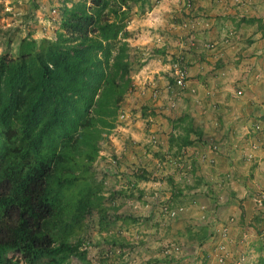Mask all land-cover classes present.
I'll return each instance as SVG.
<instances>
[{"label": "rangeland", "instance_id": "374dc122", "mask_svg": "<svg viewBox=\"0 0 264 264\" xmlns=\"http://www.w3.org/2000/svg\"><path fill=\"white\" fill-rule=\"evenodd\" d=\"M78 1L0 0V53L15 52L19 39L27 34L55 38L62 8ZM160 1L129 2L133 90L120 104L114 129L100 141L93 164L96 181L104 185V204L115 207L101 230L96 211L85 216L82 249L92 264H264V204L252 200L254 194L264 192V107L259 106L264 98V57L225 58L229 72L244 68L248 83L241 84L243 88L229 78L228 88L214 96L207 90L183 95L175 87L166 89L163 83L171 77V64L187 65L183 54L191 51L193 40L187 32L195 28V21L183 12L175 15L172 8V17L152 14ZM192 2L185 0L183 5ZM248 3L231 0L229 7ZM259 22H254L255 29ZM146 31L150 39L139 40ZM239 37L235 33L226 43L236 53L248 46L246 33ZM144 59L169 65L156 72L152 68L151 77H137ZM183 113L196 120L191 123L198 134L190 133L193 143L174 155L169 139L182 132L173 120ZM252 143L256 148H251ZM121 190L126 194L113 201L110 195ZM110 234L120 241L125 238L129 247H111ZM68 264L81 263L71 256Z\"/></svg>", "mask_w": 264, "mask_h": 264}, {"label": "trees", "instance_id": "16d2710c", "mask_svg": "<svg viewBox=\"0 0 264 264\" xmlns=\"http://www.w3.org/2000/svg\"><path fill=\"white\" fill-rule=\"evenodd\" d=\"M130 1L79 0L62 8L55 38L27 34L15 52L0 53V264H68L71 256L92 264L82 249L85 216L96 211L101 230L114 206L104 204L93 164L133 90ZM190 119L175 120L174 155L198 134ZM110 236L111 247H129Z\"/></svg>", "mask_w": 264, "mask_h": 264}, {"label": "crops", "instance_id": "0c3cea01", "mask_svg": "<svg viewBox=\"0 0 264 264\" xmlns=\"http://www.w3.org/2000/svg\"><path fill=\"white\" fill-rule=\"evenodd\" d=\"M184 1L185 0H161L160 5L152 11V14H160V17H172L170 16L171 14H169V9L171 10L172 8V11L175 12V15H181V12H183L187 18L195 21V28L188 30L187 32L190 39L193 40L191 51L185 52V54H183L190 77L189 85L196 87L199 92L207 90V92L211 94L210 96H214L215 93L228 88L226 87V84L228 82L227 79L229 78H235V84L239 86L238 88H243L244 86L242 87L241 84L245 85L248 83V81L245 79V75L247 74L243 72L244 68L237 70L233 69L232 72H229L230 65L227 64L228 59L225 60V58H227L228 55H234L236 58L241 59V57L247 55V57H251L250 59L254 61L255 58H259L261 56L264 57V43L262 46L260 43L264 42V19L261 20L260 18L261 14H264V0H253L255 2L254 4L249 0H245L246 2H249L250 5L248 3L245 4L244 7L240 8L236 4L235 9L229 7L231 0H193L192 6L186 4L188 7L190 6L189 11L188 7L183 5ZM239 9L244 14L239 13ZM176 10L178 11L177 14ZM245 12L247 14H245ZM152 14L149 16H152ZM241 17L251 18L255 21L258 19L260 22L257 24L255 29V23L246 24L240 22ZM180 22L177 24L178 26L180 25ZM249 29H251L250 32H248ZM235 33L237 37H239L240 34L243 35L245 33L247 36L245 41L248 46L246 49H242L238 53H236L235 50L231 51L228 45H226L230 39H234ZM138 39L147 41V39H150V33L147 31L143 32L141 37ZM202 43L203 45H200ZM162 47V49H164L165 46ZM165 56H167V54H165ZM241 60L244 61V58ZM143 61L145 63L137 72L138 75L134 73V75L137 77L140 75L147 78L151 77L152 68H154V72H156L159 69H167V66L169 65L165 62L158 63V60L156 59H147V61L144 59ZM166 61H168V58ZM233 73L237 74L234 76ZM254 73L255 69L252 68V78ZM152 76H154V74ZM169 81L170 78L168 77L166 82L163 84L168 85ZM182 92H184L183 95L189 94L188 88ZM262 95L264 97V93H262ZM263 102L264 98L261 99L259 105L262 108L264 107L261 105ZM190 120L195 124V119L191 118ZM173 123L176 124L174 120ZM132 128L133 127H130L128 129L125 127L122 129L129 131L131 134H138L137 131H134ZM180 128L181 127L178 126V129ZM261 155L263 154L261 153Z\"/></svg>", "mask_w": 264, "mask_h": 264}, {"label": "built area", "instance_id": "2783aa9c", "mask_svg": "<svg viewBox=\"0 0 264 264\" xmlns=\"http://www.w3.org/2000/svg\"><path fill=\"white\" fill-rule=\"evenodd\" d=\"M171 77L174 80V84L175 87L177 89H182L185 88L188 85V72H187V68L185 67V65L183 66L181 63L179 62H175L171 64ZM191 92H195L196 89L195 88H191L190 89ZM237 94H241V90L237 91ZM159 95V91L154 92V96L158 97ZM256 129H260V126L257 125ZM251 148H256V145L253 144L251 145ZM252 200L258 205L261 206L264 204V192H260V193H256L252 196Z\"/></svg>", "mask_w": 264, "mask_h": 264}, {"label": "clouds", "instance_id": "9594fccd", "mask_svg": "<svg viewBox=\"0 0 264 264\" xmlns=\"http://www.w3.org/2000/svg\"><path fill=\"white\" fill-rule=\"evenodd\" d=\"M186 68H187V67H186ZM187 72H188V71H187ZM188 76H189V74H188ZM189 84H190V82H188V85H189ZM174 87H175V86H174ZM192 87H193V88H195L194 86H191V88H192ZM175 88H176V87H175ZM191 88H190V89H191ZM166 89H169V87H167ZM176 89H177V88H176ZM184 89H185V88H183V90H184ZM190 89L188 90V92H189V93H192V94H193V93H195V92H196V91H195V92H191V90H190ZM195 89H196V88H195ZM177 90H179V91H180V90H182V89H177ZM183 90H182V91H183ZM196 90H197V89H196ZM252 145H253V143H252Z\"/></svg>", "mask_w": 264, "mask_h": 264}]
</instances>
